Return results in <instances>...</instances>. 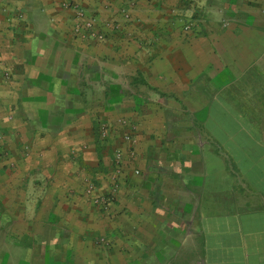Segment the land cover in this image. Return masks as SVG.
I'll list each match as a JSON object with an SVG mask.
<instances>
[{"label":"crops","instance_id":"obj_1","mask_svg":"<svg viewBox=\"0 0 264 264\" xmlns=\"http://www.w3.org/2000/svg\"><path fill=\"white\" fill-rule=\"evenodd\" d=\"M61 1L0 0L12 261L264 264V0Z\"/></svg>","mask_w":264,"mask_h":264},{"label":"built area","instance_id":"obj_2","mask_svg":"<svg viewBox=\"0 0 264 264\" xmlns=\"http://www.w3.org/2000/svg\"><path fill=\"white\" fill-rule=\"evenodd\" d=\"M60 7L63 10H67L72 13L74 24L72 26V34L75 37H85L88 39H100V34L95 29V24L92 18H88L82 10L78 7V5L73 0H62L60 2ZM125 140H128L126 137ZM113 159V167L116 170V173L119 171V163H120V153H114ZM137 174V172H134ZM112 181V189H115V183ZM84 193L89 197L90 201L93 204H98L101 202L100 197L94 194V187L91 183H86L84 187Z\"/></svg>","mask_w":264,"mask_h":264},{"label":"rangeland","instance_id":"obj_3","mask_svg":"<svg viewBox=\"0 0 264 264\" xmlns=\"http://www.w3.org/2000/svg\"><path fill=\"white\" fill-rule=\"evenodd\" d=\"M114 178H113V180H111L109 186L112 184V181H114L113 184L116 183V181H115L116 179H114ZM11 245L12 244L9 243L8 247L9 248H13ZM3 249L8 254V256L3 254V252H4ZM12 253L14 254L15 260H16V257H17L16 254L14 252H12V251H7L6 248L4 247V241L2 239H0V264H15L16 262L12 261V259L14 258Z\"/></svg>","mask_w":264,"mask_h":264}]
</instances>
